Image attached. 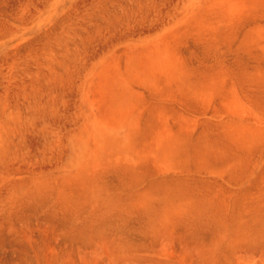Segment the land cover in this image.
Masks as SVG:
<instances>
[{
  "label": "rangeland",
  "instance_id": "1",
  "mask_svg": "<svg viewBox=\"0 0 264 264\" xmlns=\"http://www.w3.org/2000/svg\"><path fill=\"white\" fill-rule=\"evenodd\" d=\"M0 264H264V0H0Z\"/></svg>",
  "mask_w": 264,
  "mask_h": 264
}]
</instances>
